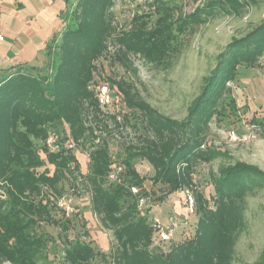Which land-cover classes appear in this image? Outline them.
Segmentation results:
<instances>
[{"label":"trees","instance_id":"trees-1","mask_svg":"<svg viewBox=\"0 0 264 264\" xmlns=\"http://www.w3.org/2000/svg\"><path fill=\"white\" fill-rule=\"evenodd\" d=\"M117 1H72L66 23L46 44L47 73H34V66L25 67L23 61L0 66V264H40L44 246V233L38 229L41 224L66 232L58 199L65 193L67 181L72 191L79 188V181L87 186L93 213L112 232L110 251L104 254L107 264L233 263L246 224L247 196L264 187V171L243 162L222 167L211 172L214 191L210 193L200 190L196 173L198 165L211 163L219 155L208 134L213 119L224 114L229 83L238 81L240 66L259 65L264 58V19L245 35L233 37L217 54L183 119L162 114L133 82L109 76L130 109L120 123L115 115L102 112L88 87L100 58L111 57L129 68L132 56L147 55L148 40L141 34V25H118ZM247 2L208 0L204 7L180 19L177 30L183 32L193 19H208L221 8L242 14ZM169 9L173 8L165 7V11ZM252 121L264 127V120ZM61 123L63 130L59 129ZM121 125H130L139 134L125 141L122 158H115L106 136L112 137L114 132L123 136ZM54 132L63 134L57 141L58 151L47 145ZM77 151H87L85 171ZM140 160L151 164L149 179L165 186L167 193L192 189L196 223L190 236L174 239L165 247L154 242L152 222L138 209L139 197L150 196L145 186L148 178L135 167ZM118 161L126 166L124 182L112 183L108 174ZM134 185L141 188L139 194L131 190ZM61 235L67 244L63 246L65 264L93 263L99 252L90 243Z\"/></svg>","mask_w":264,"mask_h":264},{"label":"rangeland","instance_id":"rangeland-1","mask_svg":"<svg viewBox=\"0 0 264 264\" xmlns=\"http://www.w3.org/2000/svg\"><path fill=\"white\" fill-rule=\"evenodd\" d=\"M72 1L0 0V9L10 13L7 21L13 30L22 29V21L38 12V21L31 28L34 29L33 35L38 38L48 36L50 40L66 23L73 9ZM163 1L165 3L157 0H118L114 7L118 25L127 28H130L132 22L141 25V34L148 40L147 55L132 56L133 64L129 68L113 60L109 61L107 57L104 61L100 60L99 64L107 77H122L133 82L142 96L162 114L183 119L191 101L203 87L205 77L215 65L217 54L233 37L245 35L264 19V0H249L242 14L223 11L221 8L208 19L195 18L183 32L177 30L180 19L204 7L208 0ZM20 2L24 8L16 13ZM168 5L173 9L165 11ZM29 30L30 27L23 31V35H32ZM176 32L177 39L174 38ZM40 63L37 66L26 62L25 67L34 66V73H47V56H42ZM238 70V81L229 83L231 92L223 101L224 114L221 119L215 117L210 125L208 139L218 148L219 155L211 163L197 166L198 186L207 193L214 191L211 172L216 173L222 167L243 162L264 171V127L252 121L253 118L264 120V58L259 65L240 66ZM128 126L127 132L136 138L139 133ZM63 128L64 124H59V129ZM232 128L238 131L239 139L229 138L228 133ZM112 137V156L122 158L120 155H123L127 135H123L122 140L116 139L115 135ZM86 153L76 152L84 171L89 160ZM137 166L141 174L150 180L153 171L151 164L140 160ZM63 186L66 188V199L71 198L70 206L73 208L69 216L64 214L68 229L64 232L61 227L48 223L38 227L44 233L40 264H65L63 246L67 244L64 243V237L60 236L61 233L66 234L69 240L78 239L90 243L99 252L92 264H107L104 254L110 251L112 232L102 227L93 213L87 186L81 181L76 191H72L68 181ZM172 194L173 198L180 201L176 192ZM149 197L152 202V197ZM58 216H62V213ZM245 220L232 264H264V187L257 188L247 196Z\"/></svg>","mask_w":264,"mask_h":264},{"label":"crops","instance_id":"crops-1","mask_svg":"<svg viewBox=\"0 0 264 264\" xmlns=\"http://www.w3.org/2000/svg\"><path fill=\"white\" fill-rule=\"evenodd\" d=\"M23 8L24 4L20 2L16 8V13L21 12ZM9 14L10 13L8 12H3L2 8L0 9V32L4 37L0 40V66L19 61L30 62L37 66L40 65L42 56H46V44L49 41V37L41 36V38H38L33 35L34 29L31 28L34 25V22L36 23L38 21V12H34L29 19L22 21L21 28L23 30H13V26L7 21V19H9ZM29 27V31L32 35L29 36V33L28 36L23 35V31L27 30ZM137 164L138 162L135 167L141 174ZM149 182L150 180H146L145 186L147 187L153 201H148V204L140 209V214L151 222L153 219L158 218L165 224L169 223L171 215H176L180 220L186 221V223L182 224L177 229L174 239H183L190 236L195 230L196 215L195 213H189L182 203V200L185 197L184 190L176 191L180 199V201H177L176 198H173L174 195L172 193H167L168 190L165 186L161 184L154 185L152 182Z\"/></svg>","mask_w":264,"mask_h":264},{"label":"built area","instance_id":"built-area-1","mask_svg":"<svg viewBox=\"0 0 264 264\" xmlns=\"http://www.w3.org/2000/svg\"><path fill=\"white\" fill-rule=\"evenodd\" d=\"M4 37L2 33L0 32V40H2ZM105 56L100 58L96 64L98 65V70L95 72L94 78L89 83L88 87L89 89L93 90L96 98L98 100V104L102 110V112L106 115H115L117 120L122 123L123 122V116L125 114H128L130 109L128 108L124 96L122 92L119 90V88L113 84L108 77L104 74L102 71L101 65L99 64V61L105 60ZM109 61H111V57L106 58ZM117 79H120L121 77H115ZM127 126L120 127V131L123 135H127V140L135 139L133 135L131 136L128 130ZM131 127V126H130ZM132 131V130H131ZM119 132H114L113 135L116 136V139H123L124 137L122 135H119ZM132 134V132H131ZM130 135V136H128ZM106 136V134H105ZM228 136L231 140H237L240 138L238 131L235 128H232ZM63 137V134L60 135L59 133H52L49 138L47 139V145L50 148L51 151H58L60 148V145L57 144V141ZM112 139H114L112 137ZM246 139V137H245ZM106 140L109 143L110 149H111V137L106 136ZM97 142H100L99 139ZM212 144V142H210ZM72 143L69 144V147H72ZM126 171V166L122 161H118L112 164L111 170L109 171V181L112 183H123L124 182V175ZM131 190L135 194H139L141 191V188L139 186H132ZM185 197L182 200L183 205L187 208L189 213L194 214L195 212V196L193 194L192 189L185 188ZM66 193H64L59 199H58V206L60 209L63 210L65 216H69L70 212L73 211V208L70 206L71 198L66 199ZM149 197L148 196H140L138 199V209L140 210L148 204ZM186 221L180 220V218L176 215L170 216V221L168 224H165L161 222L160 219L155 218L152 220V226H153V240L155 243L159 244L160 246L165 247L169 243H171L175 238V233L177 229L182 225L185 224Z\"/></svg>","mask_w":264,"mask_h":264}]
</instances>
